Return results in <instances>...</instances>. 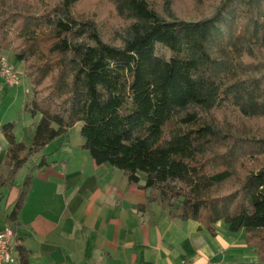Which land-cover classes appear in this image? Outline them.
<instances>
[{
  "label": "trees",
  "instance_id": "trees-1",
  "mask_svg": "<svg viewBox=\"0 0 264 264\" xmlns=\"http://www.w3.org/2000/svg\"><path fill=\"white\" fill-rule=\"evenodd\" d=\"M2 51L40 117L29 146L1 126L0 190L27 168L6 226L49 165L33 158L80 124L96 164L144 176L147 204L211 235L243 230L264 264V0H0Z\"/></svg>",
  "mask_w": 264,
  "mask_h": 264
},
{
  "label": "crops",
  "instance_id": "crops-1",
  "mask_svg": "<svg viewBox=\"0 0 264 264\" xmlns=\"http://www.w3.org/2000/svg\"><path fill=\"white\" fill-rule=\"evenodd\" d=\"M10 64L22 66L15 59ZM29 98L28 84L9 87L0 77V160L8 147L3 124L13 123L15 141L30 145L40 117L24 111ZM80 131L76 124L33 158H45L49 165L33 172L11 225L13 246L24 245L29 264H263L243 230L233 233L218 222L211 235L195 221L170 219L156 200L147 204L156 192L141 189L144 176L135 184L121 170L96 164L82 149ZM25 173L14 187L0 190V228Z\"/></svg>",
  "mask_w": 264,
  "mask_h": 264
},
{
  "label": "built area",
  "instance_id": "built-area-1",
  "mask_svg": "<svg viewBox=\"0 0 264 264\" xmlns=\"http://www.w3.org/2000/svg\"><path fill=\"white\" fill-rule=\"evenodd\" d=\"M0 77L4 84L12 87L19 85L21 75L0 58ZM13 231L9 226L0 228V264H16V256L12 251Z\"/></svg>",
  "mask_w": 264,
  "mask_h": 264
},
{
  "label": "rangeland",
  "instance_id": "rangeland-1",
  "mask_svg": "<svg viewBox=\"0 0 264 264\" xmlns=\"http://www.w3.org/2000/svg\"><path fill=\"white\" fill-rule=\"evenodd\" d=\"M2 52H11V51H2ZM2 52H0V53H2ZM14 57V55L12 54V53H9V54H6V56H5V58H2L9 66H11V64L10 63H12L13 62V59H15V58H13ZM7 58H9V59H7ZM13 69H14V67L13 66H11ZM23 66H19L18 65V69H14L16 72H18L20 75H21V81H20V83L19 84H28L29 85V83H28V80L26 79V78H24V76L22 75V73H20V68H22ZM23 79V80H22ZM29 101H30V98H29ZM31 143V142H30ZM26 171V167L25 168H23L22 170H20V172L18 173V175H17V180H18V178H20L21 176H22V174L24 173ZM5 172H6V168H5V166L2 164V160H0V175H4L5 174ZM1 208H0V213H1Z\"/></svg>",
  "mask_w": 264,
  "mask_h": 264
}]
</instances>
